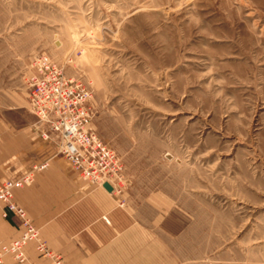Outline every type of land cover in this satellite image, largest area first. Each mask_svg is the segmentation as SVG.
I'll list each match as a JSON object with an SVG mask.
<instances>
[{
  "label": "rangeland",
  "instance_id": "rangeland-1",
  "mask_svg": "<svg viewBox=\"0 0 264 264\" xmlns=\"http://www.w3.org/2000/svg\"><path fill=\"white\" fill-rule=\"evenodd\" d=\"M42 53L137 184L142 264H264V0H0L3 76Z\"/></svg>",
  "mask_w": 264,
  "mask_h": 264
},
{
  "label": "crops",
  "instance_id": "crops-1",
  "mask_svg": "<svg viewBox=\"0 0 264 264\" xmlns=\"http://www.w3.org/2000/svg\"><path fill=\"white\" fill-rule=\"evenodd\" d=\"M20 68L5 76L0 72V184L47 162L15 191V200L66 264H142L146 254H159L160 233L146 237L144 231L137 184L126 195L128 205H121L112 191L88 182L59 153L54 136L44 137L28 106L25 79L31 67L26 62ZM21 229V219L13 212L4 216L0 206V243L18 238ZM27 251L37 264H51L33 242ZM5 264H13L12 258Z\"/></svg>",
  "mask_w": 264,
  "mask_h": 264
},
{
  "label": "built area",
  "instance_id": "built-area-1",
  "mask_svg": "<svg viewBox=\"0 0 264 264\" xmlns=\"http://www.w3.org/2000/svg\"><path fill=\"white\" fill-rule=\"evenodd\" d=\"M32 67L26 81L29 104L43 126L44 137L54 136L59 153L90 183L103 187L108 183L113 193L122 194L127 181L125 167L115 149L91 126V89L81 81L68 78L60 64L46 53L33 57ZM45 167L47 162L34 165L22 177L0 184L3 214L15 213L22 228L18 238L0 243V264H5L7 257L12 258L13 264H37L27 251L31 242L51 264H66L63 255L49 247L39 227L15 200V191L31 183L35 171Z\"/></svg>",
  "mask_w": 264,
  "mask_h": 264
},
{
  "label": "water",
  "instance_id": "water-1",
  "mask_svg": "<svg viewBox=\"0 0 264 264\" xmlns=\"http://www.w3.org/2000/svg\"><path fill=\"white\" fill-rule=\"evenodd\" d=\"M104 187H105L108 191H112V187H111L110 184L106 183V184L104 185Z\"/></svg>",
  "mask_w": 264,
  "mask_h": 264
}]
</instances>
